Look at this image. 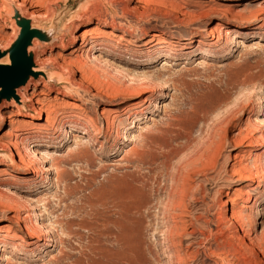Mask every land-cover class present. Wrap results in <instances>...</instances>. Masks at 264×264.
<instances>
[{
    "label": "rangeland",
    "instance_id": "obj_1",
    "mask_svg": "<svg viewBox=\"0 0 264 264\" xmlns=\"http://www.w3.org/2000/svg\"><path fill=\"white\" fill-rule=\"evenodd\" d=\"M20 2L43 14L32 26L49 34L30 52L75 62L76 72L68 70L85 87L74 89L65 70L66 79L55 77L51 88L34 82L24 89L22 110L17 104L1 110L10 116L18 110L14 128L39 131L55 120L56 131L30 143L29 157L36 167L57 169L38 175L29 191L27 175L10 167L9 127L0 123V178L4 170L12 174L1 189L7 198L0 196V208L7 207L0 209V242H8L0 264H264V244L251 249L252 238L264 233V0ZM5 4L0 0L3 47L21 30L17 8ZM91 15L99 19L82 25ZM74 30L88 31L100 46L93 53L85 48L79 59L62 51L60 39ZM151 40L154 49L146 47ZM104 61L130 65L134 77ZM40 64L54 73L50 63ZM38 88L44 114L32 120L41 105L28 102L29 95ZM135 103L143 104L141 116L129 119ZM71 115L82 126L67 124ZM113 123L99 142L82 135ZM125 133L131 142L120 141ZM18 212L22 225L9 220ZM28 215L43 240L35 252L23 228ZM52 235L56 243L47 248Z\"/></svg>",
    "mask_w": 264,
    "mask_h": 264
},
{
    "label": "bare ground",
    "instance_id": "obj_2",
    "mask_svg": "<svg viewBox=\"0 0 264 264\" xmlns=\"http://www.w3.org/2000/svg\"><path fill=\"white\" fill-rule=\"evenodd\" d=\"M2 1H4L6 3L5 4L6 10L11 11V9L13 7H16L17 9L20 10L22 16L25 17V18H27V19H30V20L31 19H37L41 15V14L36 13V12H29V9L27 10V8L25 7L26 5L24 4V2H20V0H2ZM82 12H83V10H82ZM42 15H41V17H42ZM43 17H45V16H43ZM95 17H96V19H99V15H91V16H88L86 18H83L82 25H86V24L91 23V21L94 20ZM79 26H81V25H78V27ZM67 27H68V25H67ZM78 27L76 28V31H77ZM74 32H75V30L71 32V35H70L69 39L61 38L58 48H60L62 51H68L69 49L70 50H73V52H71V53H73L74 55H76V58L79 59L81 57V55L83 53V50L85 48L88 47L87 53H93L98 48V46H100L99 43H98V41L90 42V39L88 37V31L85 30V31H83L82 33H79V34H77V32L74 34ZM19 33H20V30L18 28H15V30H14V36L17 35V37H18ZM223 35L224 36H228V35H230V32L229 31L228 32H220L217 40L220 41L221 38L223 37ZM156 43H157V40H151V41H149L146 44V47L148 49H154L157 46ZM12 44H13V42L11 41L7 47H3V46L0 45L1 46L0 47V50L1 51H5L6 49L10 48ZM37 45H38V39H35L33 41V46H37ZM29 51H30V49H29ZM33 53H34V62H35V66L33 68V71L35 73H39V75L37 77L31 76L30 79H29V81L27 82V84L25 86L18 88V90L16 91L17 96H18V99L17 100L15 98H12L11 100L3 99L0 102V123L2 122L1 123V127H3V126L9 127V130H7V132L5 133V136L8 137L10 139V141L9 142L7 141V142L4 143V145H5L4 146V149L5 150L7 149V150L10 151V155H11L10 156V159L12 160L10 162V167L16 168L19 171H22L24 174L27 175L26 177L22 178V180L26 183V186L28 187L29 191H32V192L34 191V189L37 188V185L39 184V182L36 180L37 178L40 177L38 175H42L44 171L50 172V173L55 172L57 168L54 165H52V168H49L48 170H44L45 168L43 166L36 167V165L34 164V162L29 157V153L31 151V149H30V143H36L35 139L37 138L38 135L49 134L50 133V130L56 131V122H55V120L50 121V123L47 126H45L43 128H40L39 131L38 130H34L32 127H29L28 125H23L20 128L19 127L18 128H14V126L16 124L15 117L16 116H19L18 110L15 111V114L13 116L4 114L3 112H1V110L4 109V107L6 106V104H17V106H20L21 107V110H22L23 108H25L23 105L26 104L25 101L23 100V95L25 96V92H28L27 90H24V89L28 88L34 82H40V83L33 84V87L34 86H40V85L45 84L47 87L51 88L49 86V81H51L55 77L59 81H62L63 79H66L65 76H64L65 70H67L68 72H70L69 71L70 69L73 70V72L75 71L74 70L75 69V62H71L70 60L67 61L66 59L64 61H60V60H58L56 58H50V60H46L43 57V55L45 53L44 51H38V53H36V52H33ZM149 62H150V60H148L146 63H144V65H149ZM0 63L1 64H7V65L10 64L11 61H10L9 55H7L4 59H2L0 61ZM40 63H50L48 65L52 66V71L54 70V73H51L50 74V73H47V72L45 73V72L41 71V67L43 65L40 64ZM107 63H110V64H108V66L110 68H112L114 71H116L117 73L123 75L124 78L125 77H127V78L128 77L133 78L134 77V74L133 73H135V69H133V67H131L130 65L121 64V63L117 64V63H112V62H107ZM73 74L70 72V78H67L66 81H68V83L71 84L74 87V89H76L77 91H82L83 88L85 87V85L81 86L80 83H79V85L76 84L75 81L73 80ZM42 80H44V81H42ZM80 87H83V88H80ZM151 88H152V90L150 91V93L153 94L154 93V90L153 89L155 87H151ZM29 96L30 97H29V101L28 102L34 103L35 105H41V107H39V108L36 106V111L39 114L36 115L34 113V114H32L34 116H29V118H32V120H34V119H41V116L40 115L41 114L42 115L44 114V110H43L44 104L42 103L43 101L40 100V97L43 96V93L41 91H39V88L38 89H33V91L30 93ZM139 104L140 103L133 104L134 105L133 106L134 114L132 116H128L129 119H132L133 117L135 119H137V118H139L141 116L140 115V113H141V111H140L141 108L140 107H143V104H140V105ZM79 106H76V104H72V105L69 106V108L75 109V110H80V107ZM119 111L118 110L115 111L116 117L119 115V113L127 112L126 109H122L120 112ZM26 117H28V116H26ZM79 122H80L79 119L75 115H71L70 116V120L67 121V124H69L71 127L77 128L78 126H82L80 124L81 122L80 123ZM133 123H134V120H133ZM113 125H114V123L111 124V125L108 124L106 126V129H103V128H96V129H92V128L91 129H88V128H85L84 129V132L82 133V135H84L85 137H90V139H94L96 142H99V138L101 139L102 137L108 136V131H109L110 127L112 129V126ZM135 127L137 128L138 125L136 124ZM68 133H70V132H66V135H68ZM70 134H71V137H73V139H75V141H78V139H84L83 136H80L79 134H77V135H75L73 133H70ZM56 135H57V133L54 134L53 138H57L58 139L59 136L56 137ZM131 139H132L131 136H128V133H125L120 138V141L122 140L124 142H131L132 141ZM15 151H16V154H15ZM36 157H37V155H36ZM39 159L42 160V158H39ZM42 167L44 169H42ZM4 171L5 172L3 173L2 178H0V196H2L4 198H7V195L4 194L1 191V189L7 183L10 182V176L12 174L9 171H7V170H4ZM46 178H47L46 179V184L50 183V181L52 179L49 176L46 177ZM46 187L47 186H43L42 188H46ZM183 191H185V186L183 188H181V191L180 192H183ZM135 193L136 194H140L141 192L140 193L135 192ZM140 195H141L140 197H142V194H140ZM132 196H134V195L132 194ZM134 197H136V195ZM10 200H12L14 202V199L13 198L10 199ZM176 202H178V201H176ZM23 208H25L24 210H26L27 209V206H24ZM0 209H1L2 212L7 211V207H5V206H1ZM12 209H14V208H12ZM9 211H12V210H9ZM173 212H174V210H173ZM19 216L20 215H19V212H18V216L17 217L16 216H12V217L9 218V220L10 221H14V220H17L18 219V223L22 225L23 222L21 221V218ZM234 218L236 219V222H237V220L240 219V215L238 213H234ZM33 220L34 219L32 218V215H28L24 219V227L23 228H24V231L27 233V235L30 237V240L31 241H30V244L29 245H30V247L31 246L33 247V252H35L37 249H40L42 247L43 240H42V237L39 235L38 229L36 228ZM28 221H30V222H28ZM238 231H240V230H238ZM4 233H5L4 230L0 228V237ZM245 239H247V238H245ZM52 243H56L55 237L53 235L51 236L50 239L44 240V246H46L47 248L54 247V245H52ZM261 244H264V233L261 234V235H257L254 238H252V240H251V247L252 248L251 249L254 252H257L261 248ZM0 245H3L2 246V249L0 251L1 252H5L6 251V246L8 245V242L7 241H1L0 242ZM0 261H2L1 258H0Z\"/></svg>",
    "mask_w": 264,
    "mask_h": 264
},
{
    "label": "water",
    "instance_id": "obj_3",
    "mask_svg": "<svg viewBox=\"0 0 264 264\" xmlns=\"http://www.w3.org/2000/svg\"><path fill=\"white\" fill-rule=\"evenodd\" d=\"M15 19L21 29L20 33L8 50H0V61L7 55L11 61L8 65L0 63V102L3 99L17 100L18 88L25 86L31 76L39 75L33 71L34 53L29 49L35 39L45 42L49 37L47 32L34 28L31 20L23 17L18 9H15Z\"/></svg>",
    "mask_w": 264,
    "mask_h": 264
}]
</instances>
